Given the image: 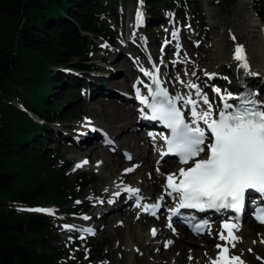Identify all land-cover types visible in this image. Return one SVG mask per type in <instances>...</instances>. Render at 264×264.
Returning <instances> with one entry per match:
<instances>
[{
  "label": "trees",
  "instance_id": "trees-1",
  "mask_svg": "<svg viewBox=\"0 0 264 264\" xmlns=\"http://www.w3.org/2000/svg\"><path fill=\"white\" fill-rule=\"evenodd\" d=\"M119 1L126 0H0V264H102L105 258L104 242L60 243L55 217L32 209L54 207L75 217L88 211L83 194L90 178L68 177L71 164L57 146L50 149L49 125L78 119L74 106L85 79L73 73L89 77L99 44H113L107 16ZM193 1L142 3L159 20L163 11L184 19L196 11ZM252 9L264 18L263 1L254 0Z\"/></svg>",
  "mask_w": 264,
  "mask_h": 264
},
{
  "label": "rangeland",
  "instance_id": "rangeland-1",
  "mask_svg": "<svg viewBox=\"0 0 264 264\" xmlns=\"http://www.w3.org/2000/svg\"><path fill=\"white\" fill-rule=\"evenodd\" d=\"M208 1L209 5H205L204 0H194L191 5H193V9L196 11H194V13L192 12L187 14L184 19L180 17H173L169 15L168 12L163 11V15L159 20H153L152 13L149 12V9L146 8L143 3L141 4L138 1L133 0H126L124 2L119 1L118 3L113 5L111 15L107 16L108 25L110 26L111 30L110 37L113 41L112 46H108L105 43L99 44V50L91 60V63L94 64L97 68L94 72L87 74L89 77L74 74L75 76L78 75L77 77L81 79H85V82L79 87V89L81 90L80 99L76 101V105L74 106V108L78 111V119H74L69 125H66L65 123H55L49 125L50 129L55 134V138L52 141L53 143L51 142L50 144V149L54 148L53 144L57 146L61 153L62 160L70 163L72 166L68 177L71 178L78 173H85L90 178V185L85 189L83 194V200L86 201V204L89 207L85 215L77 217L68 216L63 214L64 212H62L61 208V212L54 207H47L44 209L47 210V212H51L52 216L55 217V223L58 228L57 235L61 239L60 243H63V240H70L72 237L87 238L89 237V233L85 230H93L94 235L92 236V238L98 242H104L106 244V248L104 251L105 258L102 259V264H159L160 261L154 262L150 256L151 254H144L142 252L143 249L141 250L138 246H136L137 244L134 240H132V236L127 235V225L126 223H124L123 219H121L120 217H114L111 222L106 225L105 219L101 218L102 213L106 210V208L97 205L95 210L92 209L93 204H99L102 201L100 198H103V196H110L108 190V179L111 177L109 174V170L106 167L104 168L103 166V168H101L100 159H96L93 161H88V159L86 158L77 159L73 155V151L71 150V148L74 144L73 142H75L78 138V133L80 130L79 127L83 125L84 122L91 123L98 120V122L105 123L108 128H110V130L122 123L118 120H115L116 116L114 115L113 111H103L99 115V118H93L91 116L90 110L92 109L91 102L95 99V97L89 100L90 92H95V87L97 86H103L107 89L110 88L115 89L116 91L118 90L117 95H126L128 97H131L133 95L130 89H122L121 87L117 86L116 81L111 82L112 79H108L107 77L111 73L116 72L118 73V77H114V79L119 80L123 75H125L126 72H128L127 70L129 69V67L133 70L132 72H134L135 77L138 76V70H134L137 69L136 65H145L146 58H148L146 57L147 53H145L143 48H141L142 38H146L144 40L146 41L147 45L152 44L151 47L155 52L152 57L156 55V59L164 63V66L162 67V75L164 78H166V80H174L175 83H180L184 86L188 83L196 84L199 86L202 94L207 95L208 100L210 103H212V105L216 104V102H220V97L215 92H213V86L221 89V91L224 90L227 84H232L234 82L233 75H235V72L233 70L227 72L223 69H218L216 73H212L214 74V77H216V79L217 77H219L217 80L209 79V75H211V73L206 75V68L212 63L211 52L207 51L208 47L210 46L209 44H212L214 36L218 33V31H221L219 26L215 29H211V22L207 14V10L216 11L214 17L222 18L224 21H226L227 23L230 22V24L232 25V21L234 20V17L236 16L238 10L237 5L240 0H237L234 5H231L229 3L217 2L216 0ZM260 1L264 2V0ZM253 4L254 0H249V9L256 16L259 24L261 23L264 26V18L262 20H259L258 16L252 10ZM138 8H140L143 12V21L139 24L137 23L136 19V10ZM176 29L179 30V34L178 37L174 40L172 32ZM261 34L264 37V30H262ZM129 39H132L130 41L132 42L131 48H139V51L134 52L131 50L130 53L126 51L127 54L125 53L124 56H119L121 62H119L118 65H115L112 62V56L116 53V51H120L123 48V45ZM104 45L107 46L105 47ZM177 45L179 46V48H177ZM168 51L169 56L167 55ZM194 56L196 57L193 61L192 67L180 65V72L178 74L173 73V69L177 67L176 64H184L189 60L191 61L192 57ZM134 61H138L137 64H134ZM64 73L66 74L69 72L64 71ZM193 73H195V75H193ZM173 76L174 78H172ZM225 77L227 79H225ZM130 78H132V76ZM171 91L184 95L181 85L174 86ZM98 96V98H101V100L106 98L105 96ZM260 99H262V101L264 102V94L260 96ZM116 100L123 105L120 99ZM34 119L41 125L48 124L46 121L39 120L38 118ZM133 120L134 119H132V121ZM88 129H90V126L85 130L88 131ZM129 131H125V133ZM95 132L100 133L103 131L95 130ZM62 133L64 134V137ZM132 133L138 134L141 132H139L138 129L135 128ZM140 135L142 136V134ZM106 137L114 142V145L117 148L116 150H113V148H110L109 150V147L104 146V141L102 138L91 141L87 145V147L93 144L103 146L106 151H103L102 155H109L107 156V161L109 160L106 165L107 167L110 166L109 162H111L112 158H120L125 165H131L130 167L132 169L137 165V161H142V158L139 156H136L134 158L131 157L130 154L133 153V150H131L132 152L129 154L130 151L125 149V147H123L119 141L115 140L112 135L106 133ZM155 144L156 143H152L154 147L156 146ZM102 155L101 157H103ZM84 161H87V163H85V167H76L77 164H80ZM156 162L157 159L155 160L156 167L152 169V173L159 176L161 165L165 161L160 162V164H157ZM157 169H159V171H157ZM124 170H126V168H123V170L119 171V173ZM162 178L159 181L160 185L162 183ZM143 180H145V183L142 185ZM150 180V173L148 171L145 170L144 172H136L135 170V172L131 173V175H129L128 177H126L125 179L123 178V184L130 187L129 189L137 188L136 190L138 191H136L135 194H139L143 197L144 194L141 190H139L138 187L141 188V186H143L144 191L147 192L148 189L146 190L145 184L149 183ZM127 196L129 195H123V201L132 200L131 198L127 200ZM130 207L131 206L129 204V207L126 208L130 209ZM138 214L139 211L134 212V214L132 213L134 221L136 220ZM84 217H87L88 219H84ZM90 217H92V219H89ZM248 222L249 221H245L243 225L247 224ZM65 225H71L73 227L69 229L65 228ZM148 227L150 226H146L143 233L144 235H147ZM175 228L176 230H178V233L181 230L185 234L190 235L188 234V232H186V230L182 228H178L176 226ZM252 230L254 232H257L258 234L264 235V228L257 227L253 228ZM174 231L172 230V232ZM163 239V237H159L157 240L154 239L153 244L156 246L153 250V254L155 256L157 248H159L160 250H164V252H167L168 258H171L175 253V250L170 251L164 249V241H166L167 239ZM140 241L142 242L143 246L147 245V240H142V238H140ZM213 245L216 246V244ZM247 248L248 247H245L241 240H238L234 248L230 247L231 254L236 256H241L242 253L246 254L247 264H264V258H262L261 254L258 256V253H255L254 250L252 252L253 248ZM249 249L251 251H249ZM202 252L203 255L204 253H207V251ZM85 260L86 258L83 261ZM168 264L171 263L169 262Z\"/></svg>",
  "mask_w": 264,
  "mask_h": 264
},
{
  "label": "bare ground",
  "instance_id": "bare-ground-1",
  "mask_svg": "<svg viewBox=\"0 0 264 264\" xmlns=\"http://www.w3.org/2000/svg\"><path fill=\"white\" fill-rule=\"evenodd\" d=\"M204 3L205 5H209L208 0H204ZM237 8L238 10L236 16L234 17V20L232 21V25L230 24V22L227 23L222 18L214 17L216 11L207 10V14L211 22V29H215L219 26L221 31H218V33L214 36L212 44H209L210 46L208 47L207 51L211 52L212 63L207 66L206 73H211L212 79L217 80L219 77H217L216 79V77H214V75L212 74L213 72L216 73L218 69H223L227 72L233 70L235 72V75H233L234 82L232 84H227L226 88L221 91V94H224L225 91L232 94L236 93L238 91V81L243 80L245 85L250 89L251 93L257 97L259 102L264 103L262 99H260V96L264 94V37L261 34L262 30H264V26L261 23L259 24V21L256 19V16L250 11L249 0H240L237 5ZM144 39L146 38L141 39V48H143L145 53H147L146 57L148 58H146L145 65L137 64L138 61H134V64H137V69L134 70H138V76L135 77L134 72H132L133 70L129 67V69L127 70L128 72H126L125 75H123L122 78L119 80L114 79V77H118V73L116 72L111 73L107 77L108 79H112L111 82L116 81L117 86L121 87L122 89H130L133 94H136V91L134 89L135 85V87L140 90V94L142 96H145L142 91L144 89V84L148 82L145 76L147 68H150L152 65H154L159 70V72L162 73V67L164 66L163 62H160L158 61V59H156V55L152 57V55H154L155 53L151 47L152 44L147 45ZM173 39L175 40V38ZM131 40L132 39H129L123 45V48L118 52L116 51V53L112 56V62L115 65H118V63L121 62L119 56H124L126 51H128L129 53L131 50L134 52L139 51V48H131ZM237 46H242L244 49V55L247 62V69L241 67L240 62L234 59V52ZM167 55L169 56V51L167 52ZM195 57L196 56L192 57L191 61L189 60L184 64H176L177 67L174 68L175 70L173 69V73L178 74L180 72V65L192 67ZM131 76L132 78H130ZM172 78H174V76ZM164 81L166 87L171 93V96H175L177 94L172 92L171 89L176 85H181V87L183 88L184 95H180L188 96L189 93H191L192 99L197 100L199 109H204L206 107L202 103V101H200L199 97L196 96L193 89L188 88L187 85L184 86L180 83L177 84L174 82V80L170 81L168 79L166 80V78H164ZM95 88L96 91H91L92 93L90 92L89 98L90 100L95 97V99L91 102V116L93 118H99V115L103 111H113L114 115L116 116L115 120H118L122 123L110 130V128H108L105 123L98 122V120L93 121L91 123L84 122L83 125L79 127L80 130L78 133L77 140L73 142L74 144L72 145L71 150L73 151V155L77 159L86 158L88 159V161L100 159L101 168L106 167L109 170V174L111 176L108 179V190L110 196H103V198H100L102 201L99 204H93L92 209L95 210L97 205L106 208V210L102 213L101 217L102 219H105L106 225L109 224L114 217H120L121 219H123L124 223H126L127 225V235L132 236V240L135 241V243L137 244L136 246H138L139 249H143L142 252L144 254H151L150 256L154 262L160 261L159 264H168L169 262L171 264H209L210 260L216 258L219 251L213 244L217 245V243H224L223 241H220L218 239V235H216V233L218 234L222 231L221 225L226 220H221L214 223L215 225H211V235H209L208 229L203 235H195L189 232L183 226L179 227L172 223L167 224L165 218L168 215L164 217L162 213H159L156 216H152L150 214V210L153 208L152 205L156 204V202L158 201L156 200V198L161 195L164 191V179L168 174L177 173L180 167L175 164V161L168 160L161 165L159 176L152 173V169L156 167L155 160L159 156L155 148L158 147L157 145L161 140L160 138H149L148 136H145L143 132L138 134L132 133L133 130L138 127L135 119V116L137 118V113L136 111H133L134 108L138 107L136 101L134 100V96L132 95L131 97H128L126 95H117L118 90L116 91L115 89L110 88L107 89L103 86H97ZM98 95L105 96L106 98H102L103 100H101V98H98ZM116 99H120L123 105L117 102ZM233 101L234 100H229L228 103L231 104L233 103ZM179 105L183 108L182 101L179 102ZM219 107H222L221 101L218 103L216 102V104L213 105L214 110L218 109ZM132 119H134L135 122L134 120L132 121ZM89 126L90 129L86 131L85 129ZM94 129L103 132L96 133ZM125 131L129 132L125 133ZM106 133L112 135L115 140L119 141L120 144L125 147V149L129 150V154L132 152L131 150H133V153L130 154L131 157L134 158L136 156H139L142 158V161H137V165L132 169L130 167L131 165H125L120 158H112L111 162H109L110 166L107 167L106 165L109 161H107V156L109 155H102L103 151H106L105 148L96 144L87 147V145L91 141H95L98 138H102L103 141L107 140L111 143V146L103 144L104 146L109 147V150L110 148L116 150L117 148L114 145V142L106 137ZM140 134H142V136ZM62 135L64 137L63 133ZM152 143H156V146L154 147ZM101 155L103 157H101ZM80 164L82 165L81 167H85V163L81 162ZM123 168H126V170L132 169V171L124 170L119 173V171L123 170ZM135 170L136 172H144L145 170L148 171L150 173V178L152 181L150 180L149 183L145 184L146 190L148 189L147 192L144 191L143 186H141V188L138 187L139 190H141L144 194L143 204L141 203L139 208L134 206V208L130 207V209H127L129 207V204L130 206H132L135 200L132 199V203L131 200H128L129 202L123 201V195L130 193L135 194L136 191H128L130 187L123 184V178L125 179L126 177L131 175V173H134ZM161 178L162 183L160 185L159 181ZM144 183L145 180L142 181V185ZM131 189L136 190L137 188ZM148 200H151L152 203H149ZM159 201L160 209L164 206L167 200L166 198H164L162 200L159 199ZM145 206L149 208V211H147L146 214H144V212H146L144 211ZM138 211L139 214L136 220L134 221L132 213L134 214V212ZM89 219H92V217H90ZM169 224L171 225V227H169ZM146 226L150 227H148L147 235H144L143 233ZM175 226L186 230V232H188V234L190 235L185 234L181 230L178 233V230H176ZM257 227L264 228V226H260L257 224L255 225V223L250 220L247 224L241 225L239 231L235 232V235L239 237V240H241L245 247L253 248L252 252L254 250L255 253H258V256L261 254L262 258H264V243L261 242L262 240H264V235L262 234V236L261 234H258L257 232H254L252 230L253 228ZM153 229L156 230L155 236L152 235ZM174 229L175 231L172 232V230ZM225 235H227L226 232ZM158 236L163 237L164 239L166 238L168 241H171V243L168 244L167 247H165V244L168 241H164L163 246L166 250H175V253L171 258H168L167 252H164V250H160L159 248H157V251L154 256L153 250L156 245L153 244V241L154 239L157 240L159 238ZM139 237L142 238V240H147V245L143 246ZM202 251H207V253H204L203 255ZM230 255H232L231 249ZM189 256H191L192 258L189 259ZM238 257H240L244 264H247L246 254L242 253V255Z\"/></svg>",
  "mask_w": 264,
  "mask_h": 264
},
{
  "label": "snow or ice",
  "instance_id": "snow-or-ice-1",
  "mask_svg": "<svg viewBox=\"0 0 264 264\" xmlns=\"http://www.w3.org/2000/svg\"><path fill=\"white\" fill-rule=\"evenodd\" d=\"M136 19L138 24L143 21V12L140 8L136 10ZM178 34V29L173 31V38H177ZM234 59L240 62L241 67L247 69L242 46L235 48ZM156 71L158 72V69ZM145 75L152 76L155 89L149 87L150 103L148 97L142 96L134 85L136 99L143 106L139 110L141 116L144 119L160 121L171 133L170 136L162 137L167 151L161 152V158L165 155H175L182 165L191 163L190 167H181L177 173L166 176L165 192L168 196L175 194L174 198L178 201L176 208L171 210L172 213L176 214L180 209L187 208L218 212L228 209L238 214L249 190L264 196V103L256 101L250 93L237 96L225 91L221 94V89L213 86V92L220 97L222 105L214 110L212 103L209 102L207 95L201 93L199 86L188 83L187 87L194 89L196 96L206 106L199 109L198 102L192 99L191 93L188 96L179 93L170 96L168 91L161 87L156 75L147 72ZM209 79H212V75H209ZM229 100H237L238 103L233 105L228 103ZM181 101L183 107L190 106V121H186L185 114L181 107H178V102ZM144 108L150 111V115L145 114ZM205 151L206 157L200 158ZM152 207L159 209L160 201L158 200ZM144 211H149V208L145 206ZM255 219L264 224V208L256 211ZM64 227L71 229L73 226ZM205 228L211 235L207 221L197 227V234H201ZM221 228L222 231L217 235L224 243H217L218 254L215 259L209 261V264H244L240 257L230 255V247L234 248L239 240L235 235V232L239 231V215L234 220L223 222ZM152 235H156L155 229L152 230ZM261 242L264 243V240ZM170 243L171 241H168L165 247ZM191 258L189 256V259Z\"/></svg>",
  "mask_w": 264,
  "mask_h": 264
},
{
  "label": "water",
  "instance_id": "water-1",
  "mask_svg": "<svg viewBox=\"0 0 264 264\" xmlns=\"http://www.w3.org/2000/svg\"><path fill=\"white\" fill-rule=\"evenodd\" d=\"M33 119H34V117H33Z\"/></svg>",
  "mask_w": 264,
  "mask_h": 264
}]
</instances>
